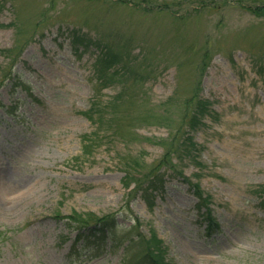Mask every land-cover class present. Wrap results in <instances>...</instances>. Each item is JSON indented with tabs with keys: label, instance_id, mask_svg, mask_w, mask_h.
Here are the masks:
<instances>
[{
	"label": "rangeland",
	"instance_id": "1",
	"mask_svg": "<svg viewBox=\"0 0 264 264\" xmlns=\"http://www.w3.org/2000/svg\"><path fill=\"white\" fill-rule=\"evenodd\" d=\"M240 4L264 0H0V25H16L0 26V264H123V247L108 244L70 255L75 211L154 228L170 264H264L251 192L264 184V18ZM99 40L113 54L104 82L96 46L84 50ZM24 42L15 59L5 53ZM199 99L210 110L190 132L196 160L170 156L208 205L163 168L150 206L125 171L144 178L175 135L181 143Z\"/></svg>",
	"mask_w": 264,
	"mask_h": 264
},
{
	"label": "trees",
	"instance_id": "2",
	"mask_svg": "<svg viewBox=\"0 0 264 264\" xmlns=\"http://www.w3.org/2000/svg\"><path fill=\"white\" fill-rule=\"evenodd\" d=\"M244 9L249 10L251 13H253L257 17L264 18V4L261 5H256V6H246L244 4H240ZM0 26H16L15 23H9V24H1ZM18 28V27H17ZM72 41L75 45L76 48H79L77 46L79 42H83V38L79 36V30L78 29H72ZM27 42V41H26ZM26 42L24 44H17L15 48L12 49H7L6 54L8 56L10 55H15L13 59L16 58L17 54L22 51L23 47L26 45ZM102 41H96V46L100 47L99 49L103 51V54L99 56L96 60V66L97 69L96 71L100 73V71L103 68L104 62L107 65H110V61L113 59V54L112 52L107 49V46L103 44ZM12 65V64H11ZM10 73V72H9ZM7 76V74H6ZM105 77L104 75L101 74L100 78L103 79ZM4 80V79H3ZM3 80L0 81V83H3ZM197 97V95L195 96ZM195 107L191 110V113L188 114V112L185 113V118H183V121L181 122L182 124L178 127V130H182V136L183 140L181 143L178 142V138L175 135V139L173 142V148H167L165 155L163 156L162 159H160V162L155 164L154 167L149 169L146 173H144V179L140 178H132V175H135L134 171L129 169L126 170L125 174V179H128L126 182L127 185H129L130 180L133 179L135 180L136 186L135 190L139 189H144L147 194L154 196L153 191L160 189L164 185V180L163 172H159L160 168L164 165H167L168 163H172V157L170 156L171 153L175 154L181 151L182 154H179L180 158L182 156L188 157V158H194L196 159V142L193 140V137L187 134V131H183L185 127H190L191 129H196L198 126L202 123V120L206 113L209 111V105L206 103V101H203L201 99L196 101V104L194 105ZM96 111V110H95ZM95 111L91 112L92 115H94ZM90 114V115H91ZM101 114V113H100ZM101 117V115H99ZM98 117V118H99ZM99 120V119H98ZM181 136V137H182ZM180 137V138H181ZM177 154V155H178ZM144 163V162H142ZM174 164H172L170 167L174 168ZM145 169V168H144ZM146 184V186H144ZM196 192L198 195L202 197V192L200 190V187L198 185L195 186ZM148 190H150V193H148ZM257 192L262 193L264 195V185H261L257 190ZM204 202L207 201V198L202 199ZM262 205L264 206V199L262 201ZM74 214L70 216L71 220L73 221L70 223V225L78 230V235L76 240H80L82 238L91 241V237H94L96 241H101L102 243L105 242V240L108 238L109 234L111 233L113 236V240L119 241L117 243H114L115 246H117L119 243H121L119 237L117 236V226L118 223L111 214L103 215V216H98L93 213H80V212H73ZM215 223V222H214ZM212 221H209L208 224V230L212 228L214 225ZM88 228V232L90 234L88 235L85 233L83 229ZM132 228L131 231L128 233L130 234L129 240L132 243H136L139 246V256L142 261H150L152 264H168L165 261V253H166V247L163 244L162 239L159 238L157 232L155 231L154 228H151V232L149 236H145L144 234L134 231V228L136 229L137 226L130 227ZM137 235L135 238L134 236ZM67 237H63V240H65ZM137 240V241H135ZM135 241V242H133ZM129 246V245H128ZM74 249V246H73Z\"/></svg>",
	"mask_w": 264,
	"mask_h": 264
}]
</instances>
